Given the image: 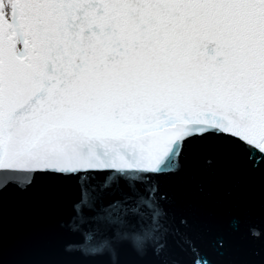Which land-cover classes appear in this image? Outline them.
I'll return each instance as SVG.
<instances>
[{"label":"snow or ice","instance_id":"6c2138e0","mask_svg":"<svg viewBox=\"0 0 264 264\" xmlns=\"http://www.w3.org/2000/svg\"><path fill=\"white\" fill-rule=\"evenodd\" d=\"M204 156L210 177L264 165V0H0V260L8 189L43 216L73 184L83 243L44 264H213L196 237H229L186 187ZM247 235L261 252L224 264H264Z\"/></svg>","mask_w":264,"mask_h":264},{"label":"water","instance_id":"95a60500","mask_svg":"<svg viewBox=\"0 0 264 264\" xmlns=\"http://www.w3.org/2000/svg\"><path fill=\"white\" fill-rule=\"evenodd\" d=\"M208 158L204 156L187 161L189 177L186 187L190 192L206 196L216 230L226 234L229 243L225 254L220 256L211 251L207 234L201 233L195 242L208 252L213 264H224L235 255L254 257L261 249L250 240L247 229L255 227L264 236V203L260 198L264 165L256 171L238 167L229 177L219 174L210 177L200 174L202 170L211 171L205 162ZM165 193L169 195V200L161 202L162 208L170 212L174 204L168 185L161 186L160 195ZM77 195L73 184L66 185L55 209L37 216L31 210L29 197L16 187H10L5 193L9 211L5 218L4 252L0 264H44L46 261L62 259L65 245L83 243L82 236H74L65 227L70 223ZM124 259L126 264H152L150 255L137 259L125 252ZM72 261L73 264H87L79 257H73Z\"/></svg>","mask_w":264,"mask_h":264}]
</instances>
